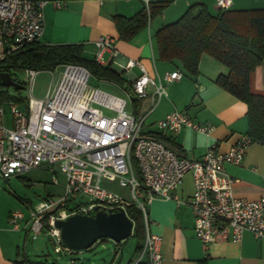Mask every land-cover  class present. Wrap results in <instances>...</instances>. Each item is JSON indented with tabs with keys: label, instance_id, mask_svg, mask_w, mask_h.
Here are the masks:
<instances>
[{
	"label": "built area",
	"instance_id": "obj_1",
	"mask_svg": "<svg viewBox=\"0 0 264 264\" xmlns=\"http://www.w3.org/2000/svg\"><path fill=\"white\" fill-rule=\"evenodd\" d=\"M93 1L102 4L108 0ZM142 1L148 9L153 0ZM49 4L56 9L64 6L60 1L0 0V61L41 42L44 10ZM216 4L225 11L232 0H216ZM119 58L111 38L96 42L94 60L98 64H117L129 74L134 68L139 70L140 75L129 80L127 96L132 103L152 97V105L142 115L128 112L126 99L92 88L89 70L73 64L56 68L54 71L61 70L58 79L54 71H49L51 83L42 97L35 96L40 71L26 70L28 96L22 98L24 105L0 103V178L9 180L43 167H51L53 175L65 177L61 198L42 201L29 210L24 229L30 239L36 241L48 229L55 253L60 254L64 246L54 226L56 221L75 215L94 216L97 211L126 213L134 206L143 217L145 232L142 251L134 264H161L162 238L152 233L148 214L156 199L172 200L178 207L187 205L191 209L194 233L204 249L210 244L240 242L245 233L264 238V198L251 201L235 197L231 188L235 180L224 171L226 165H242L252 144L250 137L240 136L226 153L211 146L200 160L187 158L145 130L147 118L168 97L164 83L178 81L182 74L176 71L164 78H152L139 61L120 64ZM6 109L11 115L10 128L5 124ZM185 128L202 134L213 130L211 124H197L179 111L157 123L159 132L172 136ZM188 174L192 175L193 193L185 203L177 191ZM55 176L52 183L58 185ZM108 179L128 191L129 202L109 186ZM9 218L10 225L20 230L25 215L16 212Z\"/></svg>",
	"mask_w": 264,
	"mask_h": 264
},
{
	"label": "crops",
	"instance_id": "obj_2",
	"mask_svg": "<svg viewBox=\"0 0 264 264\" xmlns=\"http://www.w3.org/2000/svg\"><path fill=\"white\" fill-rule=\"evenodd\" d=\"M49 1H60L64 6L56 9L49 4L45 8L42 44L81 45L84 57L91 55V59H94L96 42L108 37L113 40L114 47L120 54L118 63L139 61L152 78H164L166 74L176 71L182 74L180 80L164 83L168 97L162 99L147 118V133L161 134L169 145L192 160H200L211 146L226 153L240 136L247 134V105L215 83L220 75L229 73L227 67L204 55L200 62L199 76L194 78L179 63L161 61L154 43L155 34L162 27L176 22L191 6L203 4L210 14L217 15L220 9L216 0H179L178 3L176 0L165 13L152 19L145 29L127 41L120 39L114 18L134 17L146 8L142 0H108L102 4L93 0ZM257 9H264V0H232L227 10ZM113 65L128 81L140 75L137 68L129 74L119 65ZM149 91L153 93L152 88ZM151 105L152 97L139 101L137 115L144 114ZM175 111L185 112L197 124H211L212 132L202 134L189 128L175 136L159 132L157 123ZM224 171L235 180L231 187L235 197L251 201L264 198V145L251 144L242 165H226ZM192 193L187 194L183 188L177 191V195L185 203L190 200ZM148 214L152 233L162 238L161 264H264V238L245 233L240 242L210 244L204 249L195 236L194 215L187 205L178 207L172 200L156 199L149 206ZM18 258H22L18 243L12 248H5L0 243V264H12Z\"/></svg>",
	"mask_w": 264,
	"mask_h": 264
},
{
	"label": "trees",
	"instance_id": "obj_3",
	"mask_svg": "<svg viewBox=\"0 0 264 264\" xmlns=\"http://www.w3.org/2000/svg\"><path fill=\"white\" fill-rule=\"evenodd\" d=\"M172 3L169 0H154L148 9H143L132 18L116 16L114 22L120 39L130 40L145 29L152 19L161 16ZM155 39L160 60L179 63L194 78L199 76L204 55L227 67L229 73L220 75L215 83L247 105L246 135L252 144L264 145V93L253 92L251 87L252 75L264 65V9L225 10L212 15L203 4H196L188 8L175 23L162 27L155 34ZM66 64L83 66L95 78L105 82L122 86L129 84L112 64L102 66L94 59L84 57L81 45L34 43L0 61V72L10 73L13 69L54 71ZM7 101L24 105L22 98L11 97L0 90V103ZM135 107L137 114L139 101L135 102ZM153 136L168 143L161 134ZM126 213L134 224L133 237L138 240L135 254L129 261V264H134L145 238L143 217L134 206L128 207ZM12 264H27V260L18 258Z\"/></svg>",
	"mask_w": 264,
	"mask_h": 264
},
{
	"label": "rangeland",
	"instance_id": "obj_4",
	"mask_svg": "<svg viewBox=\"0 0 264 264\" xmlns=\"http://www.w3.org/2000/svg\"><path fill=\"white\" fill-rule=\"evenodd\" d=\"M176 2L178 3L179 0ZM173 5L174 3L166 10ZM154 41L157 47L155 38ZM86 56L88 59L92 58L91 55ZM107 59L108 56L105 57L104 61H107ZM113 67L117 69L114 65ZM26 70L28 69H13L10 71L13 80L23 86L22 90H16L14 88H0V90L6 92L11 97L26 98L28 96ZM60 71L59 69L54 71L57 79L59 78ZM50 83V72L40 71L36 78L35 96L42 97ZM89 85L94 89H100L108 94L126 99L127 111H136L135 103H132L127 96L129 84L122 86L109 83L99 80L92 75ZM251 87L253 92L264 93V66L252 75ZM5 124L7 128L11 127V115L8 109H6ZM54 176L51 172V167H43L22 176L12 177L9 180L0 178V243L5 248H12L18 243L20 257L26 259L27 264H51L54 262L58 264H72L71 260H75V264H129V261L135 254L138 243V240L133 235L120 244H116L111 240H102L97 242L89 250L72 254H66L64 247L62 253H55V242L47 235L48 229H45L36 241L30 239L27 230L24 229L26 221L29 218V210L37 207L42 201L48 199L58 200L64 194L65 177L58 173L56 176L59 184L54 185L52 183ZM108 184L115 192L129 202L130 195L126 189L119 187L113 179H108ZM180 188H183L187 194L193 192L191 174L185 177ZM16 212H21L25 215V220L21 223L20 230L11 226L9 223L10 215Z\"/></svg>",
	"mask_w": 264,
	"mask_h": 264
},
{
	"label": "water",
	"instance_id": "obj_5",
	"mask_svg": "<svg viewBox=\"0 0 264 264\" xmlns=\"http://www.w3.org/2000/svg\"><path fill=\"white\" fill-rule=\"evenodd\" d=\"M0 88L22 90L10 73L0 72ZM61 243L71 252H82L92 248L97 242L111 240L120 244L133 235V222L124 211H97L94 216L75 215L65 221H56Z\"/></svg>",
	"mask_w": 264,
	"mask_h": 264
}]
</instances>
